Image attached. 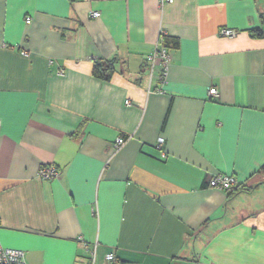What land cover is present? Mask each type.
<instances>
[{"label": "crops", "instance_id": "1", "mask_svg": "<svg viewBox=\"0 0 264 264\" xmlns=\"http://www.w3.org/2000/svg\"><path fill=\"white\" fill-rule=\"evenodd\" d=\"M0 122V244L24 264H88L79 237L96 264H264V0H0Z\"/></svg>", "mask_w": 264, "mask_h": 264}, {"label": "built area", "instance_id": "2", "mask_svg": "<svg viewBox=\"0 0 264 264\" xmlns=\"http://www.w3.org/2000/svg\"><path fill=\"white\" fill-rule=\"evenodd\" d=\"M172 0H157L158 6L163 7L164 5L170 4ZM90 16L92 18H96L99 16L97 11L90 12ZM25 22L28 23L29 19L26 18ZM236 31L234 29L229 28H221L218 31V35L222 37H233ZM165 33L163 31L160 32L158 37V43L154 49V51L146 57V61L152 68L154 62L158 60L159 64V79L162 80L164 78L167 66L171 61L170 49L166 46L164 42ZM26 55L25 53H22ZM51 64L52 61H49ZM56 74L61 75L63 73L62 69H57L55 71ZM207 95L209 97H217L218 92L215 88H209L207 90ZM1 125V122H0ZM124 143V139L121 137H116L113 141L112 149L117 150L121 147ZM162 139H158V147H161ZM61 175V170L55 167L52 164L48 165H41L36 173V176L40 179L44 180H54L57 179ZM207 184L211 188H215L221 191L230 192L237 187V179L233 175L229 174H214L209 177ZM79 241L84 249V251L89 256V263L88 264H96V248L97 243L94 242L91 245L85 242L81 237H79ZM24 251L19 249H12L8 247H3L0 244V264H24ZM102 264H121L116 256L114 255L113 251L106 253L103 256Z\"/></svg>", "mask_w": 264, "mask_h": 264}, {"label": "trees", "instance_id": "3", "mask_svg": "<svg viewBox=\"0 0 264 264\" xmlns=\"http://www.w3.org/2000/svg\"><path fill=\"white\" fill-rule=\"evenodd\" d=\"M257 34L260 35V33H257ZM164 42H165L166 46L169 49H170V46H172V47H175L176 46V43L175 42L174 43L172 42V44L169 46V44H168L169 40L166 38V36L164 37ZM105 64L106 63H104V65ZM103 67H104L103 64H101V63H95V65L93 66V74H94V76H96L98 78H102V79L107 78L110 73L108 72L107 69H105ZM237 188H238V186L234 190H236ZM234 190H232V191H234ZM232 191H230V193Z\"/></svg>", "mask_w": 264, "mask_h": 264}]
</instances>
